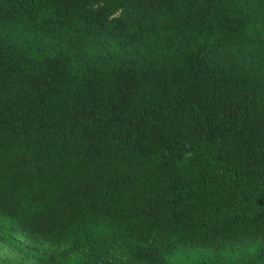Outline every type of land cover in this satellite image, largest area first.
Here are the masks:
<instances>
[{"label": "trees", "instance_id": "trees-1", "mask_svg": "<svg viewBox=\"0 0 264 264\" xmlns=\"http://www.w3.org/2000/svg\"><path fill=\"white\" fill-rule=\"evenodd\" d=\"M0 244L264 264V0H0Z\"/></svg>", "mask_w": 264, "mask_h": 264}, {"label": "rangeland", "instance_id": "rangeland-1", "mask_svg": "<svg viewBox=\"0 0 264 264\" xmlns=\"http://www.w3.org/2000/svg\"><path fill=\"white\" fill-rule=\"evenodd\" d=\"M19 260L16 251L0 244V263L17 264Z\"/></svg>", "mask_w": 264, "mask_h": 264}]
</instances>
